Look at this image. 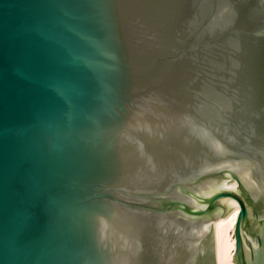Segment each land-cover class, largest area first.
Here are the masks:
<instances>
[{
  "label": "water",
  "instance_id": "water-1",
  "mask_svg": "<svg viewBox=\"0 0 264 264\" xmlns=\"http://www.w3.org/2000/svg\"><path fill=\"white\" fill-rule=\"evenodd\" d=\"M264 264V0H0V264Z\"/></svg>",
  "mask_w": 264,
  "mask_h": 264
},
{
  "label": "bare ground",
  "instance_id": "bare-ground-1",
  "mask_svg": "<svg viewBox=\"0 0 264 264\" xmlns=\"http://www.w3.org/2000/svg\"><path fill=\"white\" fill-rule=\"evenodd\" d=\"M238 210L231 208L227 214H224L219 226L216 262L217 264H234L233 249L234 236L233 226Z\"/></svg>",
  "mask_w": 264,
  "mask_h": 264
}]
</instances>
